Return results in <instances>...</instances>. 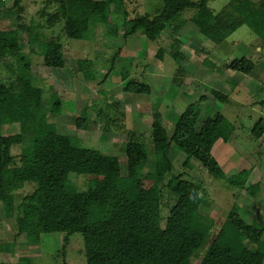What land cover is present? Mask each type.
I'll return each mask as SVG.
<instances>
[{
  "label": "trees",
  "instance_id": "1",
  "mask_svg": "<svg viewBox=\"0 0 264 264\" xmlns=\"http://www.w3.org/2000/svg\"><path fill=\"white\" fill-rule=\"evenodd\" d=\"M12 1L17 6L20 0ZM57 1V14L48 20L63 19L66 37L72 40H86L89 29L105 25L111 12L121 11L123 5V0ZM226 1L221 11L215 12L209 9L207 0H162L161 8L152 17L123 19V36L139 33L154 42L166 24L187 11L190 21L206 39L219 43L228 33L244 26L264 48V0ZM25 43L29 53L41 57L45 68L63 67L62 49L57 42L40 41L28 34ZM160 52L156 51L158 58ZM172 57H177V53ZM1 58L14 61V67H5L11 76L0 82V207L15 236L23 235L29 245L37 244L42 234H61L66 245L71 235L78 234L84 264H193L190 258L203 244L207 245L206 250L194 264H262L263 228L254 221L241 220L233 211L219 222L201 214L199 206L205 199L199 182L178 173L169 177L165 189L172 206L163 227L160 226V192L154 193L140 185L144 180L158 186L171 173L173 166L166 152L173 145L183 157V168L190 169V162L194 161L212 179L225 181L233 188L243 186L246 171L226 177L210 154L214 142L220 139L227 143L233 129L220 113L207 117L195 131L199 108L189 104L168 135L160 115L153 111L150 145L127 141L125 162L121 165L114 155L73 147L67 136L47 122L48 114L59 113L60 100L54 92L44 98L43 91L32 85L15 29L0 31ZM86 63L78 62L82 78L93 80L95 75L87 70ZM113 67L111 62L105 76ZM126 67L119 71L120 80L125 83L122 91L149 95L145 83L128 78ZM253 68V63L243 57L233 59L228 65L231 72L242 75H248ZM210 95L219 102L226 101V96L214 90H210ZM201 100L204 98L200 97ZM85 121L77 119L75 127L84 128ZM5 124L17 126V132L4 135ZM263 133L264 122L259 119L249 135L257 140ZM13 145L30 151L32 158L21 161L17 167H9L12 161L9 149ZM121 167L125 169L123 174ZM70 175L99 181L95 187L88 185L79 191ZM24 184L32 189L14 206L15 190ZM256 190V184L246 187L249 195H254Z\"/></svg>",
  "mask_w": 264,
  "mask_h": 264
},
{
  "label": "rangeland",
  "instance_id": "2",
  "mask_svg": "<svg viewBox=\"0 0 264 264\" xmlns=\"http://www.w3.org/2000/svg\"><path fill=\"white\" fill-rule=\"evenodd\" d=\"M249 1L259 3L262 0ZM226 2L207 0V6L220 12ZM2 3L0 31L16 30L19 51L30 69L32 85L43 91L44 98L53 92L57 94L61 103L59 113L48 114L47 122L67 136L73 147L114 155L123 165L127 141L150 145L153 111L160 115L168 135L189 104L199 108L195 130H199L207 117L220 113L233 129L225 151L220 145H214L212 156L226 177L246 171L243 186L233 188L225 181L212 179L194 161L190 162V169L183 168V157L173 145L166 152L173 166L171 173L166 174L158 186L144 180L140 185L143 189L151 188L154 193L160 192L161 227L172 206L165 183L178 173L201 184L205 199L199 206L201 214L219 222L233 211L241 220L259 224L263 228L261 241L264 242V133L257 140L249 135L250 128L259 119L264 122V48L246 27L237 28L216 43L199 34L186 11L166 24L154 42L147 41L139 33L124 37L123 19L152 17L161 8L162 0H123L121 11H112L105 25L89 29L86 40H70L66 37L63 19L48 20L57 14V0H20L17 6L12 0ZM28 34L40 41L57 42L62 49L63 67L47 69L41 57L29 53L25 43ZM158 49L161 50L160 58L156 56ZM175 52L177 57L173 58ZM242 57L254 65L248 75L228 69L233 59ZM80 61L87 62V70L95 75L93 80L82 78ZM111 62L114 67L105 76ZM6 66L14 67V61L0 59V82L11 76ZM124 66H127L128 78L145 83L151 94L135 96L122 91L125 83L120 80L119 71ZM210 90L226 96V101L215 100ZM200 97L204 100L199 101ZM81 118L86 120L85 127L76 128L75 121ZM16 132L15 125L2 126L4 135ZM217 143L222 141L218 139ZM9 153L12 157L9 167H17L21 161L32 158L30 151L18 145L10 146ZM120 170L123 174L125 169L121 167ZM69 178L79 191L88 185L95 187L99 181L73 175ZM255 184V194L249 195L246 187ZM31 189L29 184L18 186L14 206ZM10 225L0 207V264H84L80 235H71L64 245L63 235L42 234L37 244L28 245L23 235L15 236ZM206 247L203 244L196 250L190 262H198Z\"/></svg>",
  "mask_w": 264,
  "mask_h": 264
},
{
  "label": "crops",
  "instance_id": "3",
  "mask_svg": "<svg viewBox=\"0 0 264 264\" xmlns=\"http://www.w3.org/2000/svg\"><path fill=\"white\" fill-rule=\"evenodd\" d=\"M70 40H72V39H70ZM158 78V77H157ZM160 78V77H159ZM149 86H151V84L149 85ZM151 89V88H150ZM150 94H151V90H150ZM135 96H147V95H135ZM208 116H210V115H208ZM195 123H196V121H195ZM197 124V123H196ZM195 125V124H194ZM195 130V129H194ZM195 131H198V130H195ZM217 142V140L214 142V144L212 145V148H211V150L213 151V147H214V145H216V146H218V145H220L219 147H221L224 151H225V149H226V147H227V143H217V144H215ZM211 150H210V154H211V156H212V152H211ZM228 154V153H227ZM213 157V156H212ZM213 159H215L214 157H213ZM221 160V159H220Z\"/></svg>",
  "mask_w": 264,
  "mask_h": 264
}]
</instances>
